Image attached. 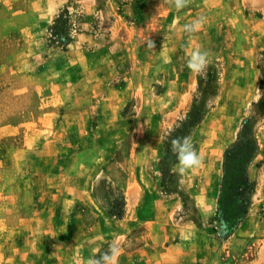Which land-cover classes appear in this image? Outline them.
Masks as SVG:
<instances>
[{
  "label": "rangeland",
  "instance_id": "rangeland-1",
  "mask_svg": "<svg viewBox=\"0 0 264 264\" xmlns=\"http://www.w3.org/2000/svg\"><path fill=\"white\" fill-rule=\"evenodd\" d=\"M190 115L202 164L180 174L167 139ZM244 131L254 188L227 235L214 217ZM111 244L128 264H264V0H0V264Z\"/></svg>",
  "mask_w": 264,
  "mask_h": 264
},
{
  "label": "trees",
  "instance_id": "trees-1",
  "mask_svg": "<svg viewBox=\"0 0 264 264\" xmlns=\"http://www.w3.org/2000/svg\"><path fill=\"white\" fill-rule=\"evenodd\" d=\"M57 31H59V28H57ZM194 122V115L187 116L179 122V127L167 139L168 154L173 153L172 139L184 137ZM256 153L257 142L246 131L242 133L236 147L226 153L222 195L214 222H218L227 235L235 231L248 213L249 195L253 191L254 184L247 176L246 167ZM215 230L217 231V229Z\"/></svg>",
  "mask_w": 264,
  "mask_h": 264
},
{
  "label": "clouds",
  "instance_id": "clouds-1",
  "mask_svg": "<svg viewBox=\"0 0 264 264\" xmlns=\"http://www.w3.org/2000/svg\"><path fill=\"white\" fill-rule=\"evenodd\" d=\"M185 0H175L177 9L183 8ZM203 23V18L194 20L191 24L185 25L188 31H195ZM149 47H155L154 41L148 42ZM209 63L208 52L195 51L187 62L188 68L196 73H203ZM172 152L176 156L177 169L180 174H185L191 170L199 168L202 159L195 149L191 136L174 138L171 141ZM121 249L116 244L109 245L108 249L102 251L98 257H93L86 261V264H118Z\"/></svg>",
  "mask_w": 264,
  "mask_h": 264
},
{
  "label": "crops",
  "instance_id": "crops-1",
  "mask_svg": "<svg viewBox=\"0 0 264 264\" xmlns=\"http://www.w3.org/2000/svg\"><path fill=\"white\" fill-rule=\"evenodd\" d=\"M47 1H49V0H47ZM55 0H52V2H54ZM175 250V249H174ZM174 250H168V255H169V259H166V260H164L163 261V263H160V264H170V263H172V261L174 260V261H176L175 260V257H177V255L174 253L175 251ZM173 253H174V255H173ZM193 255V254H192ZM192 255H190V256H192ZM127 256V255H126ZM174 256V257H173ZM187 256H189V255H187ZM173 257V258H172ZM177 261H181V262H183V255H182V253L181 254H179V259L177 260ZM118 264H128V263H126V261L125 260H123L122 259V254H120L119 255V258H118ZM159 264V263H158Z\"/></svg>",
  "mask_w": 264,
  "mask_h": 264
}]
</instances>
